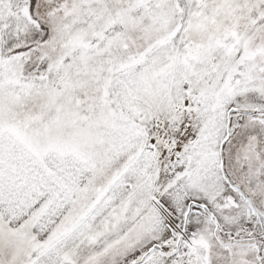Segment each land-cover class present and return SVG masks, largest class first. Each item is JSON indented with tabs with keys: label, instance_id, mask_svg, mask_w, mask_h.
<instances>
[{
	"label": "snow or ice",
	"instance_id": "obj_1",
	"mask_svg": "<svg viewBox=\"0 0 264 264\" xmlns=\"http://www.w3.org/2000/svg\"><path fill=\"white\" fill-rule=\"evenodd\" d=\"M0 264H264V0H0Z\"/></svg>",
	"mask_w": 264,
	"mask_h": 264
}]
</instances>
